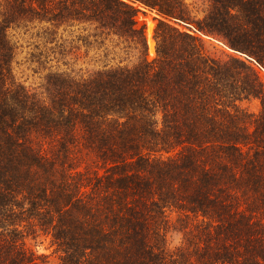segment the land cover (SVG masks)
<instances>
[{
    "label": "trees",
    "instance_id": "1",
    "mask_svg": "<svg viewBox=\"0 0 264 264\" xmlns=\"http://www.w3.org/2000/svg\"><path fill=\"white\" fill-rule=\"evenodd\" d=\"M201 1L0 0V264H44L43 238L60 264H264V0ZM10 30L57 62L43 92ZM105 34L134 62L69 70Z\"/></svg>",
    "mask_w": 264,
    "mask_h": 264
},
{
    "label": "rangeland",
    "instance_id": "2",
    "mask_svg": "<svg viewBox=\"0 0 264 264\" xmlns=\"http://www.w3.org/2000/svg\"><path fill=\"white\" fill-rule=\"evenodd\" d=\"M189 4H194L191 6L193 10V16L198 18L199 15L197 10L202 8L201 0H186ZM196 5V7H195ZM146 13L140 14V21L146 24L147 35L150 46V57L154 58L156 56L155 51V41L153 39L154 28L157 24V19L159 16L150 10L143 9ZM181 29L188 31L191 34H196L201 36L197 31H194L192 26L181 22L180 25L176 24ZM190 27V28H189ZM93 31L87 30L82 33V35H89ZM10 39L15 47V55L11 65V70L14 78L20 84L24 85L29 89L38 91L39 93L43 92V87L45 85V79L49 72L54 71L57 68L56 61H47L42 65L35 63L31 57L32 52H35V46L39 44V41L36 38H33L31 34H23L15 30H10ZM206 40H209L207 37H204ZM219 49L224 50L228 53L234 55H240L245 58L244 55L234 52L227 46L223 45L221 42L212 41ZM124 44L115 36L103 35L98 39L97 44H93L90 47H83L81 50L80 58H73L72 56L68 57L70 63L69 70L79 73L82 70L83 72L96 70L99 68H104L106 66H116L122 62L125 64L131 65L133 61L127 59L125 54ZM70 58V59H69ZM61 69L66 70V66H61ZM262 75L264 76V70H262ZM246 107H249L252 111L257 112L259 109V102L254 101L251 103L245 104ZM183 235L175 229H171L168 233V240L172 247L180 244L182 241ZM37 249L39 253L47 259H45L44 264H60L58 255L55 254L56 247L52 245L50 239H40L37 243Z\"/></svg>",
    "mask_w": 264,
    "mask_h": 264
}]
</instances>
